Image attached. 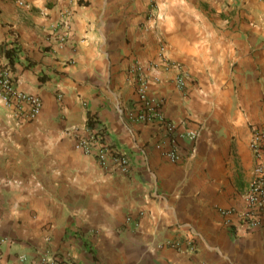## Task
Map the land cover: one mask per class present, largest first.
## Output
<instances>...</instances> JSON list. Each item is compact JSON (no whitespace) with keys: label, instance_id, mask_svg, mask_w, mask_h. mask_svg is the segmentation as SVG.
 <instances>
[{"label":"crops","instance_id":"0c3cea01","mask_svg":"<svg viewBox=\"0 0 264 264\" xmlns=\"http://www.w3.org/2000/svg\"><path fill=\"white\" fill-rule=\"evenodd\" d=\"M3 45L16 48L14 63ZM162 49L189 74L180 89L177 71L162 66L153 84L177 123L178 163L164 156L170 140L158 123L129 116L137 99L129 68L164 64ZM0 58L20 90L44 100L41 114L18 126L0 104L7 264L46 248L73 264H264V227L237 218L228 227L217 210L242 209L253 177L264 0H0ZM89 113L129 156V172L107 171L76 148L92 129ZM193 231L192 252L164 244Z\"/></svg>","mask_w":264,"mask_h":264},{"label":"built area","instance_id":"2783aa9c","mask_svg":"<svg viewBox=\"0 0 264 264\" xmlns=\"http://www.w3.org/2000/svg\"><path fill=\"white\" fill-rule=\"evenodd\" d=\"M24 4V2H21ZM160 56L164 64L152 62L146 67L135 61L129 68V74L134 79L136 85V95L134 107L129 116L143 123H158L165 131L170 140L169 146H164L163 154L170 161L178 163L182 160V154L175 138L177 123L170 120L164 112L165 99L157 95L153 88L154 83L161 82L160 69H175L177 75L175 83L178 88L185 89L188 85L189 74L183 63L173 61L166 55L164 49L160 51ZM158 71L150 74L148 70ZM62 97V93L59 94ZM0 104L7 110V114L14 119L15 124L21 125L25 121L35 120L42 112L44 100L41 96L27 93L18 88L15 75L11 65L0 58ZM94 119H97L94 117ZM190 139H196L197 131L187 130L186 134ZM76 148L87 155H92L99 164L110 172H129L132 167L131 160L126 153L121 152L113 143L106 139L105 126L98 122L92 129H87L85 134H79L76 139ZM251 146L255 155V167L253 177L247 190L243 193L244 207L225 208L217 207L222 215L224 224L228 227L235 226L234 218L238 219V226L247 229L264 227V124L253 125V135ZM127 221L138 225V220L132 216L127 217ZM194 231L190 237L185 239H169L165 245L192 252L197 248V240ZM49 240L50 237H47ZM7 238L0 234V264H7L5 261V250ZM17 264H73L70 259L63 257L50 249L40 251L38 257L32 258L28 254H20L17 257Z\"/></svg>","mask_w":264,"mask_h":264},{"label":"trees","instance_id":"16d2710c","mask_svg":"<svg viewBox=\"0 0 264 264\" xmlns=\"http://www.w3.org/2000/svg\"><path fill=\"white\" fill-rule=\"evenodd\" d=\"M2 52L9 58L10 63H14L16 58V48H6V45H3L1 47ZM89 124L92 128H94L98 122H100L98 119H94V114L89 113Z\"/></svg>","mask_w":264,"mask_h":264}]
</instances>
